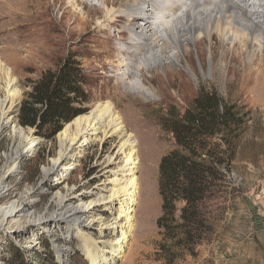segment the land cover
Segmentation results:
<instances>
[{
	"label": "rangeland",
	"instance_id": "1",
	"mask_svg": "<svg viewBox=\"0 0 264 264\" xmlns=\"http://www.w3.org/2000/svg\"><path fill=\"white\" fill-rule=\"evenodd\" d=\"M4 1L18 5L17 1ZM42 1L44 7L38 8L36 0H19L23 5L13 18L0 13V123L2 102L7 95L6 71L13 81L10 90L16 95L9 112L12 122L0 128V206L16 201L22 209L17 223L12 221L11 225L0 228V264H19L16 256H22L25 264H92L82 245L81 233L92 237L99 249L118 235L113 229L119 227L109 226L120 212L118 203L107 207L97 201L78 222L69 219V211L65 213L60 209L61 201L74 207L105 193L102 187L116 175V165L105 164V156L114 151L118 134L101 137L99 133L95 141L80 143L81 151L76 153L75 164L64 175L44 173L57 155V136L65 125L87 114L95 104L107 102L129 123L125 131L139 135L132 147L139 150L140 161L134 169L138 183L129 203L133 219L127 227L125 241L120 243L117 255L100 264H264V64L251 68L252 74L260 75L253 82L237 61H229L232 56L238 58L240 53L236 47L235 52L221 62V51L229 48V42L222 45L217 38H212L211 62L206 38L197 49L193 43L184 42L189 53L187 56L178 54V62L144 68L140 79L153 95L128 92L120 86L125 96H111L107 91L112 89L109 79L116 69L113 66L117 56L107 50L117 47L118 37L123 34L117 26L124 27L125 21L113 24L112 40L107 42L103 32L109 29L100 32L103 28L94 24L77 28L68 36L59 28L48 38L31 31L26 23L31 16L44 21L61 15L58 10L61 0ZM75 6L81 9L82 15L87 12L89 1L81 0ZM15 46L22 48V52L14 53ZM66 63L73 65L81 78L86 102L76 107L82 112L64 122L60 130L50 136L39 134L34 126H23L20 106L33 83L45 73L55 74ZM122 68L125 69L119 67ZM207 90L236 107L242 120L241 134L236 140L234 157L220 167L229 186L205 203L211 214L210 229L200 232L192 247L175 250L169 245L170 241L163 239L165 232L157 225L161 215L158 166L161 157L175 146L172 134L165 131L161 122L172 108L183 114L193 99ZM8 106L9 103L6 109ZM29 133L41 141L38 148L18 158L14 171L2 179L10 157ZM215 146L217 151L222 150ZM183 205L181 200L175 203L176 218Z\"/></svg>",
	"mask_w": 264,
	"mask_h": 264
},
{
	"label": "bare ground",
	"instance_id": "2",
	"mask_svg": "<svg viewBox=\"0 0 264 264\" xmlns=\"http://www.w3.org/2000/svg\"><path fill=\"white\" fill-rule=\"evenodd\" d=\"M11 1H17L18 5H11L2 0L1 15L7 13L13 18L16 15L15 11L20 10L23 5L19 0ZM51 1L55 2V0ZM79 1L81 2V0H61V5L58 7V10H61L60 16L55 19L45 18L44 21L31 16L26 23L31 31L40 32L48 38L59 28L68 36L73 34L77 28L83 29V27L94 24L96 27L103 28L100 32L106 30L105 28L109 29L108 32H103L104 41L107 42L109 39L112 40L110 30L113 24L119 20L125 21L124 27L117 26L118 30L123 33L118 37L120 41H117V47L107 50L109 54L111 52L117 56V63L113 66L116 69L112 71L110 74L112 78L109 79L110 82L112 81V89L109 88L107 91L111 96H125L120 86L128 92L153 95V92L140 79V76L144 75V68L161 66L165 62H178V54L187 56L189 53L188 47H184V42L193 43L197 49L204 38L208 40L206 51L210 62L214 54L212 38L215 37L222 45L228 42L230 44L227 50L221 51V62L223 59L225 61L230 53L233 54L236 47L235 49L239 50L237 53L240 54L238 58L230 57V63L237 61L245 76L253 78V82L260 78L259 73H251V68L264 64V0H88V10L82 15H80L81 9L78 10L79 8L75 6ZM36 7L43 8V1L36 0ZM90 12L93 14L90 15ZM4 24L6 25V22ZM16 46L13 52H22V48ZM200 51L203 53V49ZM119 67H125V69H119ZM12 83L10 72L6 71L7 95L2 102L4 109L0 128L12 122L9 112L16 97L15 91L10 90ZM7 103L9 106L6 109ZM113 110L114 106L109 102L98 103L87 114L78 116L67 123L57 136L59 142L57 155L44 169L46 175L62 176L75 164L76 153L81 151L78 147L80 143L87 144L95 141V136L99 133L101 137L109 133L118 134L114 151L105 156V164L116 165L114 169L116 175L111 177L108 184L101 189L106 194H99L88 203H81L74 207H70L63 201L60 202V209L65 213L69 211L67 215L74 222H78L82 214L86 213L97 201L103 202L107 207L115 203L119 204L120 212L109 224L112 228L119 227L113 229V232L118 235L111 242H105V247L99 249L92 237L81 232V235L79 234L85 253L92 264H100V261H107L120 252V243L125 241L128 233L127 227L133 219L131 215L133 209L129 203L132 201L138 183L134 176V169L135 164L140 161L139 150L132 146L138 142L139 135L137 136L136 132L127 133L125 130L129 123ZM78 140H80L79 143H77ZM40 142L33 133L25 135L10 157L2 179L14 171L18 158L34 152ZM21 210L16 201L0 206V228L16 222ZM122 218H124L123 222L116 226ZM101 219L99 216L98 220ZM104 252L109 255L107 256Z\"/></svg>",
	"mask_w": 264,
	"mask_h": 264
},
{
	"label": "trees",
	"instance_id": "3",
	"mask_svg": "<svg viewBox=\"0 0 264 264\" xmlns=\"http://www.w3.org/2000/svg\"><path fill=\"white\" fill-rule=\"evenodd\" d=\"M80 84L77 70L68 63L55 74H43L20 106V123L36 127L41 135H53L82 112L76 107L86 102ZM235 109L207 90L196 96L183 114L172 108L162 118L175 146L161 157L158 166L161 215L157 225L175 250L192 247L195 237L210 229L211 214L205 203L229 186L220 167L234 157L241 134L242 120ZM215 145L222 150L217 151ZM179 200L184 205L176 218L175 203ZM16 257L19 264H25L22 256Z\"/></svg>",
	"mask_w": 264,
	"mask_h": 264
}]
</instances>
